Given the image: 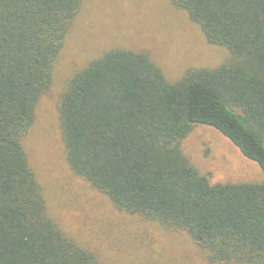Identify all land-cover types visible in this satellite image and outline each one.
I'll return each instance as SVG.
<instances>
[{
  "label": "trees",
  "instance_id": "obj_1",
  "mask_svg": "<svg viewBox=\"0 0 264 264\" xmlns=\"http://www.w3.org/2000/svg\"><path fill=\"white\" fill-rule=\"evenodd\" d=\"M171 1L227 58L176 81L143 51L91 60L58 103L67 161L118 210L186 231L208 264H264V179L212 183L181 145L209 125L264 173V0ZM82 4L0 0V264H106L54 217L23 143Z\"/></svg>",
  "mask_w": 264,
  "mask_h": 264
},
{
  "label": "rangeland",
  "instance_id": "obj_2",
  "mask_svg": "<svg viewBox=\"0 0 264 264\" xmlns=\"http://www.w3.org/2000/svg\"><path fill=\"white\" fill-rule=\"evenodd\" d=\"M112 48L143 51L170 81L189 68L218 66L228 50L210 43L200 25L171 0H83L24 138L30 163L54 217L106 264H208V253L181 229L118 210L76 176L66 157L58 103L74 74ZM184 153L212 183L259 182L260 165L219 130L195 125Z\"/></svg>",
  "mask_w": 264,
  "mask_h": 264
}]
</instances>
